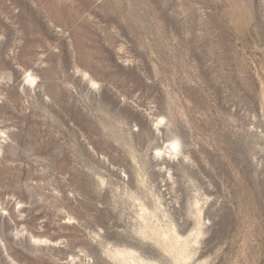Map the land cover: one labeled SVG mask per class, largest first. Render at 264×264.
<instances>
[{"label": "rangeland", "instance_id": "rangeland-1", "mask_svg": "<svg viewBox=\"0 0 264 264\" xmlns=\"http://www.w3.org/2000/svg\"><path fill=\"white\" fill-rule=\"evenodd\" d=\"M155 227L264 264V0H0V264H175Z\"/></svg>", "mask_w": 264, "mask_h": 264}, {"label": "bare ground", "instance_id": "bare-ground-1", "mask_svg": "<svg viewBox=\"0 0 264 264\" xmlns=\"http://www.w3.org/2000/svg\"><path fill=\"white\" fill-rule=\"evenodd\" d=\"M176 148H177V144L176 143H171V144L166 145L165 148L156 149V152H157L156 154H162V155H164V157H166V156L170 157L172 152L175 151ZM244 198H245V194L240 197V200H243ZM199 209L200 208H197V211L200 212ZM143 233L145 235L149 236L151 239L157 240V243L159 241V244H161L160 246L162 247V249H164L165 251H167L169 254H171L173 256V258H174V260L176 262L175 264H180V261L184 258V257L183 258H179L178 257L179 256L178 255V250H179L178 246H179V244H181V237L178 236V233H177V231H175L174 227H170V228L168 227V230H165V229H163L161 227H155L153 229L150 228L149 231H143ZM181 250L182 249H180V251ZM120 258H122L124 260V262H126L128 264H157L155 262L144 261L143 259H141L139 257V255H137L136 253H133V251H132V253H128L126 256H123V257H120ZM119 259H117V261Z\"/></svg>", "mask_w": 264, "mask_h": 264}]
</instances>
